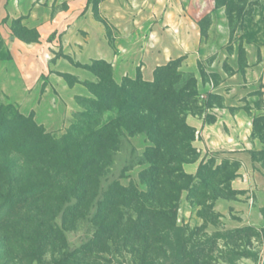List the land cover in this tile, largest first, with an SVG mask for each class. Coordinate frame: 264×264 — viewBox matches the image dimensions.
I'll list each match as a JSON object with an SVG mask.
<instances>
[{"label": "rangeland", "instance_id": "rangeland-1", "mask_svg": "<svg viewBox=\"0 0 264 264\" xmlns=\"http://www.w3.org/2000/svg\"><path fill=\"white\" fill-rule=\"evenodd\" d=\"M214 3L215 21L211 15L198 20L203 37L210 39L209 32L215 23L216 32L229 33L230 40L223 44L221 52L209 51L197 62H215L219 54L226 56V59L220 57L219 62H227L233 52L243 61L247 45L255 46L264 56V0H214ZM0 27L1 65L11 59L6 36L25 41L37 39L35 31L23 27L19 18L1 19L0 16ZM168 64L167 69L157 72V80L153 78L147 83L137 77L126 79L120 85L113 83L105 65L94 64L96 84H86V95L75 98L73 106L63 99L61 87L57 85L60 78L49 81L48 72L36 82L24 85L18 77L7 81L0 78V135L6 144L7 136L12 133L17 138L32 136L34 142L43 131L59 142L73 144L109 125L106 140L100 142L108 154L103 173H113L112 167L119 162L131 164L119 182L124 188H135L147 196L120 205L115 212L105 211V217L109 214L110 218L114 215L118 219L116 230H110V218L102 223L96 215L88 227L77 221L66 230V244L71 251H77L73 259L76 264H264V142L252 151L249 166H244L233 154L205 150L188 120L191 117L209 120L204 114L206 107L219 104L218 98L211 94L212 82L217 80L202 63L194 69L187 65L185 58ZM57 75L62 77L61 73ZM154 83L159 84L160 91L173 103L166 120L151 110L154 100L146 96L150 84ZM34 88L39 89L38 97L36 90L31 92ZM44 92L63 102V112L62 106L52 104L48 96L37 104ZM261 93H257L254 101L252 128L253 135L264 141ZM30 107L37 108V116L34 111L25 113ZM157 120L166 123L171 120L172 124L177 122L180 127L192 130L178 132L171 139L162 130L158 131ZM153 137L162 141L158 150L148 149L155 145ZM94 139L91 137L89 141ZM163 159L173 163L166 167ZM6 160L15 164L19 175L23 157L6 146L0 149V166ZM165 168L172 170L175 177L168 178L171 183L168 204H164L167 182L162 173ZM181 176L186 178L176 179ZM18 179L23 182L22 177ZM27 184H32V180ZM28 210L33 209L15 212L3 223L12 225L14 215L19 214L20 223L30 226ZM41 210L37 213L41 214ZM5 236L0 230V264H52L65 252L62 249L58 254L57 249L47 245L34 252V256L25 258L26 251L14 239L15 246L5 248ZM83 242L87 250H77Z\"/></svg>", "mask_w": 264, "mask_h": 264}, {"label": "crops", "instance_id": "crops-1", "mask_svg": "<svg viewBox=\"0 0 264 264\" xmlns=\"http://www.w3.org/2000/svg\"><path fill=\"white\" fill-rule=\"evenodd\" d=\"M0 11L1 19L19 18L23 27L37 35L35 41L6 36L11 59L0 64V78L5 81L18 77L23 85L31 84L48 72L49 81L60 78L57 85L63 99L73 106L75 98L86 95L85 85L98 79L86 67L93 62L108 63L116 83L137 77L149 82L158 67L185 58L191 69L202 63L217 80L212 82L211 94L219 104L206 107L209 120H188L205 150L233 154L249 166L252 151L263 144L252 128L259 91L264 101L263 54L247 45L243 61L233 52L227 62H219L220 57L226 59L223 54L215 62H197L209 51L221 52L230 40L229 33L216 32L215 23L210 39L203 37L198 20L211 15L215 21L214 0H0ZM66 75L76 82L68 84ZM33 90L38 97L39 89ZM44 93L37 104L48 96L63 112V102ZM31 111L37 116L36 107L25 113Z\"/></svg>", "mask_w": 264, "mask_h": 264}, {"label": "trees", "instance_id": "trees-1", "mask_svg": "<svg viewBox=\"0 0 264 264\" xmlns=\"http://www.w3.org/2000/svg\"><path fill=\"white\" fill-rule=\"evenodd\" d=\"M94 64L105 65L111 72V66L108 63L98 61L86 66L93 73H95ZM168 67L169 64L158 67L154 73V80H157L158 71ZM95 75L97 74L95 73ZM65 77L70 85L76 82L73 76L66 75ZM111 79L115 85H120L113 80L112 75ZM126 79L130 78H125L121 84ZM88 84L92 86L96 82ZM150 86L146 96L154 100L150 107L151 110L158 117L164 116L165 120L168 119V112L172 110L173 103L169 101L166 93L160 91L159 84L154 83ZM119 89H122V86ZM167 122L157 120L156 124L159 127L158 131L162 130L163 135L171 139L176 137L178 132H190L192 130L187 126L180 127L177 122L172 124L171 120ZM108 126L96 130L91 136L95 138L92 142L89 141L91 137L86 136L83 141L73 144L59 142L43 131L38 134L37 138H34V142L31 141L32 136L17 138L12 133L7 136L9 141L6 144L4 137L2 134L0 135V149L8 146L10 151L23 157V169L19 175L16 173L15 164L9 160H6L4 166H0V214H2V210H6L3 215H0V230L6 235L3 239L7 243L5 248L14 247L15 245L12 243L14 239L15 242L22 245L23 251H26L25 258H29L36 254L34 252L48 245L53 250L57 249L58 254L62 249L65 251L61 258L56 259L52 264H76L77 262H74L73 259L77 251H71V248L66 244V230H70L77 221L82 222L84 228L88 227L94 215H96L95 218L101 217L103 223L111 216L109 214L104 216L106 210L110 209L115 212L120 205H128L134 199L147 196V193L137 192L135 188L121 186L119 179L123 172L131 167V164L125 161L119 162V165L112 167L113 173H103L104 161L108 154L100 142L106 140V128ZM152 139L155 145L148 149H160L162 145L160 138L153 137ZM133 150L132 148L131 152ZM89 152L92 155H89ZM99 155L101 157L98 159ZM162 162L166 167L173 163L166 159H163ZM162 174L165 176V182H167L164 191V204H168L171 202V191H168L171 183L168 178L175 179V177L169 168H165ZM21 177L22 183L18 179ZM182 177L183 179L186 178V176H181L176 179ZM28 180H32V184L26 186ZM16 182L19 185H16ZM23 186L25 187L23 188ZM24 208L35 210H28L30 216L27 219L28 223L31 222L30 226L20 223L19 214L14 215L12 225L3 223L5 218L11 217L15 212ZM40 209H42L41 214L37 213ZM110 221V230H116L119 223L118 219H114L113 215ZM33 223L34 225H32ZM101 233L107 234V232ZM85 244L86 242H83L80 249L77 250H87L88 246Z\"/></svg>", "mask_w": 264, "mask_h": 264}]
</instances>
